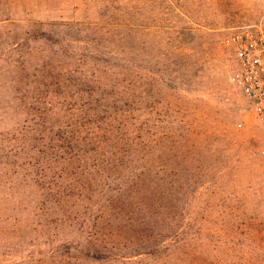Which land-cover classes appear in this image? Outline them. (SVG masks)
I'll return each instance as SVG.
<instances>
[{"label": "rangeland", "instance_id": "obj_1", "mask_svg": "<svg viewBox=\"0 0 264 264\" xmlns=\"http://www.w3.org/2000/svg\"><path fill=\"white\" fill-rule=\"evenodd\" d=\"M256 28L264 0H0V264H264Z\"/></svg>", "mask_w": 264, "mask_h": 264}, {"label": "built area", "instance_id": "obj_2", "mask_svg": "<svg viewBox=\"0 0 264 264\" xmlns=\"http://www.w3.org/2000/svg\"><path fill=\"white\" fill-rule=\"evenodd\" d=\"M256 29L254 34L247 30L235 31L230 34L228 41L244 68L247 93H252L264 122V33Z\"/></svg>", "mask_w": 264, "mask_h": 264}, {"label": "trees", "instance_id": "obj_3", "mask_svg": "<svg viewBox=\"0 0 264 264\" xmlns=\"http://www.w3.org/2000/svg\"><path fill=\"white\" fill-rule=\"evenodd\" d=\"M122 132V131H121ZM125 134V133H124ZM120 138H121V134H119ZM126 137H123L122 139L125 140ZM225 232V231H224ZM227 238L228 239V233L226 234ZM86 255L92 257V258H100L102 256V254L97 250V249H93V251H86Z\"/></svg>", "mask_w": 264, "mask_h": 264}]
</instances>
